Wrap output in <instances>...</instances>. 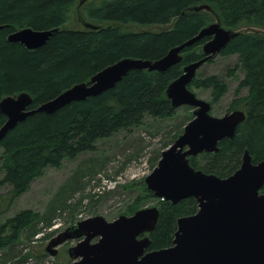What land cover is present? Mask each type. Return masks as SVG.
Here are the masks:
<instances>
[{
	"label": "trees",
	"instance_id": "obj_1",
	"mask_svg": "<svg viewBox=\"0 0 264 264\" xmlns=\"http://www.w3.org/2000/svg\"><path fill=\"white\" fill-rule=\"evenodd\" d=\"M79 3L0 0V24L4 26L0 30V102L26 92L33 98L28 111H34L74 85L89 83L96 73L119 60H159L215 22L211 12L190 10L208 5L223 27L238 32L219 55L237 57L235 70L243 77L228 111L243 110L247 116L232 139L219 143L218 153L200 154L190 158V163L205 173L226 178L241 167L246 150L254 163L264 160V33L250 31L264 30V0H101L80 7L83 17L102 26L100 29L68 28ZM23 28L58 31L44 46L30 50L7 39L10 33ZM208 40L210 37H204L186 48L183 60L165 72L132 70L101 95L71 102L52 114L33 112L9 130L0 142V169L4 175L0 184L8 187L0 198V215L7 213L48 167L59 168L67 160L94 151L98 142L130 132L147 119L173 117L176 108L166 90L184 66L203 57L202 45ZM194 87L211 90L213 103L228 91L227 83L217 75L195 78L189 85L191 90ZM242 90L247 93L241 94ZM6 120L0 113V127ZM138 199L140 204L156 201L160 211L158 223L149 234L150 251L172 246L178 219L198 211L195 198L172 204L155 197L145 184ZM42 220L30 209L8 218L0 225V252L15 245L25 231Z\"/></svg>",
	"mask_w": 264,
	"mask_h": 264
},
{
	"label": "water",
	"instance_id": "obj_2",
	"mask_svg": "<svg viewBox=\"0 0 264 264\" xmlns=\"http://www.w3.org/2000/svg\"><path fill=\"white\" fill-rule=\"evenodd\" d=\"M86 1L81 0L77 8L78 21L84 28L100 29L102 26L89 22L80 13ZM190 10L211 12L215 22L159 60H119L96 73L89 83L74 85L34 111H28L33 98L26 92L0 102V113L7 118L0 127L1 142L9 130L31 113L52 114L71 102L101 95L132 70L165 72L183 60L186 48L210 37L202 45L203 57L184 66L182 74L166 90L173 108L193 107V119L162 152L157 166L145 178L147 189L155 197L172 204L195 198L198 211L178 219L173 245L168 248L148 251L151 240L146 234L155 229L160 215L159 208L153 206L129 216H119L114 221L103 216L78 221L51 240L46 249L51 256L58 254V247L63 243L77 240V244L68 249L73 264H264V160L254 163L253 156L246 150L241 167L226 178L205 173L190 163V158L200 154L218 153L219 143L232 139L237 127L246 120L243 110L214 116L212 104L189 88L198 70L219 55L238 34L223 27L210 6H195ZM3 28L0 24V30ZM57 31L23 28L10 33L7 39L36 50Z\"/></svg>",
	"mask_w": 264,
	"mask_h": 264
},
{
	"label": "rangeland",
	"instance_id": "obj_3",
	"mask_svg": "<svg viewBox=\"0 0 264 264\" xmlns=\"http://www.w3.org/2000/svg\"><path fill=\"white\" fill-rule=\"evenodd\" d=\"M100 1L87 0L82 8ZM81 12L84 16V10ZM67 27H82L77 12ZM250 31L264 33L261 29ZM212 60L198 70L196 78L217 75L227 83V93L213 103L211 90L197 87L192 90L200 99L210 102L211 113L220 117L229 112L243 73L235 70L236 56L217 55ZM246 93V90L241 91L243 95ZM193 110L191 106H181L171 118L147 119L130 132H120L98 142L94 151L67 160L59 168L45 169L34 180L30 190L21 195L7 213L0 215V225L27 209L43 218L37 226L25 231L15 245L0 252V264H73L68 249L75 246L77 240L60 245L56 256L47 252L49 243L58 234L88 218L103 216L114 221L119 216L129 215L133 208L156 206V201L139 203L141 188L145 178L157 166L159 161L156 163V158L160 151L183 133L187 120L193 117ZM3 176L0 169V181ZM7 190V185L0 184V198Z\"/></svg>",
	"mask_w": 264,
	"mask_h": 264
},
{
	"label": "flooded vegetation",
	"instance_id": "obj_4",
	"mask_svg": "<svg viewBox=\"0 0 264 264\" xmlns=\"http://www.w3.org/2000/svg\"><path fill=\"white\" fill-rule=\"evenodd\" d=\"M176 109H177V108H176ZM188 123H189V122H188ZM188 123H187V124H188ZM165 150H166V149H165ZM163 151H164V150H163ZM163 151H162V152H163ZM161 154H162V153H161ZM152 207H153V206H152ZM145 208H148V207H145ZM140 209H142V208H140ZM137 211H138V210H137ZM127 216H129V215H127ZM149 234H150V233H149ZM149 234H146V236H149ZM149 237H150V236H149ZM150 240H151V239H150ZM148 251H150L149 248H148Z\"/></svg>",
	"mask_w": 264,
	"mask_h": 264
},
{
	"label": "bare ground",
	"instance_id": "obj_5",
	"mask_svg": "<svg viewBox=\"0 0 264 264\" xmlns=\"http://www.w3.org/2000/svg\"><path fill=\"white\" fill-rule=\"evenodd\" d=\"M70 257V256H69Z\"/></svg>",
	"mask_w": 264,
	"mask_h": 264
}]
</instances>
